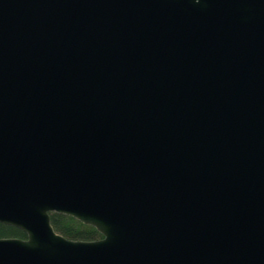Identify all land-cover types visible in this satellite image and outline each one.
<instances>
[{
  "label": "water",
  "instance_id": "95a60500",
  "mask_svg": "<svg viewBox=\"0 0 264 264\" xmlns=\"http://www.w3.org/2000/svg\"><path fill=\"white\" fill-rule=\"evenodd\" d=\"M0 223V264H264V0H0Z\"/></svg>",
  "mask_w": 264,
  "mask_h": 264
},
{
  "label": "trees",
  "instance_id": "16d2710c",
  "mask_svg": "<svg viewBox=\"0 0 264 264\" xmlns=\"http://www.w3.org/2000/svg\"><path fill=\"white\" fill-rule=\"evenodd\" d=\"M49 217L50 224L54 231L68 240L92 242L102 238L96 229L84 225L72 217L57 213H50ZM1 238L25 239L26 235L14 227L0 223V239Z\"/></svg>",
  "mask_w": 264,
  "mask_h": 264
}]
</instances>
